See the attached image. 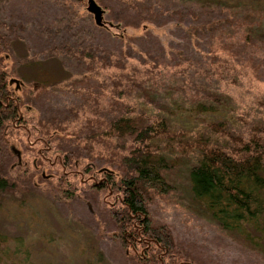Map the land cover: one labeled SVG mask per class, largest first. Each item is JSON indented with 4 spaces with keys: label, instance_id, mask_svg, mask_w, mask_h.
Masks as SVG:
<instances>
[{
    "label": "trees",
    "instance_id": "trees-1",
    "mask_svg": "<svg viewBox=\"0 0 264 264\" xmlns=\"http://www.w3.org/2000/svg\"><path fill=\"white\" fill-rule=\"evenodd\" d=\"M95 1L101 7L100 16L105 12L112 21L122 25L140 26L147 20L161 24L173 19L192 21L189 23L192 31L200 29L206 32H212L219 25L212 7L200 13L189 5L170 8L158 5L156 0ZM260 3L257 0L250 10L256 11L257 7V11L263 10ZM89 11L93 15L83 16L84 23L88 24V33L96 31L102 40L107 37L110 41L101 45L102 41L98 40L92 46L96 53L88 47L86 53L91 59L96 56V62L124 66L122 57L134 56L149 65L141 69L133 65L129 71H122L118 78L113 76L112 95L107 98L106 91L102 94L100 90L96 91L93 102L88 101L94 113L86 116L78 128L72 129L59 121L60 114L67 117L65 110L68 109H73L76 114V107L82 102L65 108L48 105L45 96L55 81L31 79L29 85H15L21 87L19 92L11 82L13 76L10 71L15 67L9 69L6 64V57L12 52L10 36L0 29V203L6 196L16 198L17 195L45 190L62 205H71L73 201L86 204V198H90L99 217L96 219V215L90 213L88 218L81 219L88 227L98 225L97 239L105 235L106 229H116L109 236L115 239L112 247L121 264H199L182 249L168 225L153 222L147 207V184L162 189L177 185L191 200L198 201L202 212L221 229L244 235L251 242L253 239L256 241V237L264 240V114L239 116V124L233 126L224 115L231 100L227 91L203 80L167 82L155 70L165 51L156 35L146 29L138 35L111 37V31L102 23L100 16L94 10ZM208 22L212 24L209 29ZM254 22L259 23L260 20H233V29L241 30L242 24L245 28L239 36L224 37L220 50H224L226 55L220 54L211 41L208 46L202 45L207 47L202 56H210L208 58L216 66L219 76L226 73L219 68L228 67L226 74H231V81H235L236 77L229 68L240 62V65L251 68V75L264 79L260 65L264 55L257 53L254 44L259 41L252 37L256 29L252 25ZM4 23L6 20L0 18V25ZM73 43L81 52L77 56H82L83 39L79 37ZM195 43L200 44V41L196 39ZM28 57L27 54L20 59ZM77 63L80 64L81 60L78 59ZM86 65L94 67L95 63L89 60ZM115 91L138 96L160 108L168 106L162 101L164 92H171L172 100L183 106L175 98L177 92L179 99L187 101L190 108L198 113H194L198 128L173 127L170 120L158 111H132V107ZM258 103L264 107V93L258 98ZM29 107L38 110L36 126H28L29 118L24 112ZM18 123L24 129L30 128L28 133L37 131L35 137L45 143L44 150L52 145L49 147L55 151V157L49 161L52 163L55 159L57 166H49L48 170L55 172L57 178L54 181L43 172L37 177L48 180L53 190L44 189L34 180L35 170L11 171L21 155L6 138V133L18 132ZM83 138L86 139L84 143L81 142ZM94 142L96 151L93 150ZM25 147L37 151L39 160L43 161L44 150L29 142ZM81 156L91 161L82 168L89 175L83 187L70 180L64 170L67 166H77ZM109 196H113V200H109ZM9 250L21 251L19 245L11 247L9 236L0 231L1 256ZM25 256L18 262L13 260V264H29L27 251Z\"/></svg>",
    "mask_w": 264,
    "mask_h": 264
},
{
    "label": "rangeland",
    "instance_id": "rangeland-1",
    "mask_svg": "<svg viewBox=\"0 0 264 264\" xmlns=\"http://www.w3.org/2000/svg\"><path fill=\"white\" fill-rule=\"evenodd\" d=\"M256 1L156 0L158 5L163 4L170 8L189 5L200 13H204L210 7L214 8L219 25L212 32L200 29L192 31L189 24L192 21L172 19L158 24L147 20L140 26H132L112 21L105 12L100 18L111 31V37L138 35L144 33L146 29L156 35L164 45L165 51L163 59L155 70L157 75L167 82L203 80L227 91L231 95V100L224 115L236 127L240 122L239 116L252 117L264 114V107L258 103V98L264 93V79L251 75V68L240 65V62L237 66L232 65L229 68L236 77L235 81H231L229 77L231 74H226L229 71L228 67L225 69L221 64L219 69L226 73L224 76H219L216 66L208 58L210 56H202V52L206 51L209 41L220 50L223 39L239 36L245 24L240 26L241 30L236 31L233 29V20L243 21L253 18L260 20L259 23H252L256 26L252 37L259 41L254 46L257 53L264 55V9L257 11L259 10L257 7V12L250 10L254 8ZM260 2L264 6V0ZM87 4V0H0V18L6 20V24L0 25V29L8 33L12 45V52L6 57L7 67L9 69L11 66L15 67V70L10 71V75L13 76L12 85H29L31 79L55 81L53 88L45 96L48 105L65 108L82 102L81 106L76 107V114L73 109L65 110L67 117H63V113L60 114L59 121L72 129L78 128L86 116L94 113L89 103L93 102L96 91L100 90L101 94L106 91L107 98L112 95L113 76L116 75L118 78L122 71H129L133 65H137L140 69L149 65L134 56L122 57L124 66L96 62V56L91 59L86 53L88 47L92 48L98 40L102 41L101 45L110 41L107 37L102 40L96 35V31L88 33V24L84 23L83 16L93 13L87 8ZM211 26L212 24L208 22L207 28ZM187 29L192 32H188ZM35 30L43 33L40 35ZM79 37L83 39L84 53L78 57L81 52L73 41ZM196 39L200 44L195 43ZM93 51L96 53V49ZM27 54L30 56L28 59H20ZM220 54L226 55V52L220 50ZM78 59L81 60L80 64L77 63ZM89 60L95 63L94 67L86 65ZM260 65L264 70L263 60ZM16 88L21 91V87ZM117 94L132 107V111H158L170 120L173 127L184 126L193 130L198 128L194 122L195 112L187 101L179 99L177 92L175 98L184 105L172 100L171 92H164L162 101L168 105L166 108L149 104L132 94L122 92ZM85 97L91 98L84 99ZM37 112L34 107H29L24 112L29 118V127L36 126ZM17 127H19L18 132L14 130L6 133V138L19 149L21 155L12 165L11 171L16 173L23 169L35 170L34 180L44 189L53 190L48 180L37 177L38 173L43 172L46 177H52L54 181L57 178L55 172L48 170L49 166H57L55 159L52 163L49 161L55 157V151L50 148L52 145L44 150L45 143L35 137L37 131L28 133L30 128L24 129L19 123ZM85 140L83 138L81 142L84 143ZM28 142L36 144L37 149L40 147V150H44L43 161L39 160L40 154L37 151L26 149L25 145ZM93 150L96 151V142ZM80 159L76 162L77 166L71 168L67 166L64 170L69 179L74 180L79 187H83L89 175L87 172L84 173L82 168L91 161L84 156ZM146 189L147 207L153 222L168 225L182 249L199 264H264L263 239L256 237L257 240L253 239L251 242L244 235L221 229L202 212L199 202L191 200L177 185L171 184L168 188L162 189L147 184ZM52 197V194L45 190L23 196L17 195L16 198L10 196L3 198L0 203V231L9 236L11 247L19 245L21 251L9 250L3 256L0 254V264H9V262L13 264V260L18 262L26 257L25 251L29 264H121L116 259L112 247L115 239L109 236L112 232H116V229H106L105 235L97 239L98 225L88 227L81 219L88 218L90 213L96 215V219L99 217L98 210L93 206L90 198H86V204L73 201L71 205H62ZM109 200H113V196H109Z\"/></svg>",
    "mask_w": 264,
    "mask_h": 264
},
{
    "label": "water",
    "instance_id": "water-1",
    "mask_svg": "<svg viewBox=\"0 0 264 264\" xmlns=\"http://www.w3.org/2000/svg\"><path fill=\"white\" fill-rule=\"evenodd\" d=\"M87 7L91 10H94L98 17L100 16L101 7L99 6V4H97L95 0H88Z\"/></svg>",
    "mask_w": 264,
    "mask_h": 264
}]
</instances>
